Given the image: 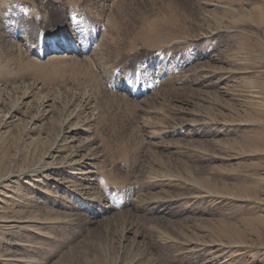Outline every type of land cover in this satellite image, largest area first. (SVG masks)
<instances>
[{
  "label": "rangeland",
  "instance_id": "1",
  "mask_svg": "<svg viewBox=\"0 0 264 264\" xmlns=\"http://www.w3.org/2000/svg\"><path fill=\"white\" fill-rule=\"evenodd\" d=\"M115 263L264 264V0H0V264Z\"/></svg>",
  "mask_w": 264,
  "mask_h": 264
},
{
  "label": "bare ground",
  "instance_id": "2",
  "mask_svg": "<svg viewBox=\"0 0 264 264\" xmlns=\"http://www.w3.org/2000/svg\"><path fill=\"white\" fill-rule=\"evenodd\" d=\"M80 28V27H79ZM75 34V33H74ZM80 35V34H79ZM73 38V37H72ZM69 39V38H68ZM49 45H48V53H47V58L50 56V57H66L69 56V55H73V54H82L81 51V47L77 46V44H75L73 42V40L71 42H66V39H63V37H59L57 35H51L50 38H49ZM61 40V41H60ZM84 41V40H83ZM79 42V41H78ZM59 43V44H58ZM81 44V43H80ZM60 45V47H59ZM84 47V46H83ZM71 52V53H70ZM83 52V51H82ZM70 53V54H69ZM43 54V53H42ZM81 56V55H80ZM49 57V58H50ZM40 59V57H39ZM16 111V110H15ZM46 114V113H45ZM44 119V117H43ZM65 122V121H64ZM70 122V121H69ZM63 124V123H62ZM72 124V123H70ZM68 123V121H66L64 123V125L61 127L62 130L60 131V133L62 134L61 137L63 138V140H67V139H70L71 142L70 144H72L70 146V148H72V151H70L69 155L66 157V160H67V163L68 161H72V165L73 164V161L74 163L76 162V164H79V165H75L76 166V169L75 166H73L74 170L78 171V172H81L82 171L84 172V170L86 169V167H89L91 166V164L89 163H84L83 161H90L91 158L94 156H92L89 160V157L91 155H89V152L86 151V149L88 148V146H91L90 143L92 141V139H89L88 136L86 137H83L85 136L84 133L88 132V128L87 127H80V125H70ZM66 126V127H65ZM79 126V127H78ZM90 134V133H89ZM91 136V135H90ZM75 138L77 139H80L78 144L77 145H73L74 141H75ZM88 138V139H87ZM76 142V141H75ZM57 143V142H55ZM61 144V143H60ZM67 144V143H66ZM60 146L58 147H55L54 149L51 150V154L48 153L49 155L48 156H51V157H54V155H57V153L60 152ZM84 150V151H83ZM59 151V152H58ZM83 152H86V153H83ZM56 157V156H55ZM60 157V156H59ZM77 158H79L78 160H76ZM65 160V161H66ZM93 160V159H92ZM92 162V161H91ZM61 164V163H60ZM58 165V164H57ZM96 166V165H95ZM56 167V166H55ZM58 167V166H57ZM62 167V165H61ZM93 167V166H92ZM90 168V167H89ZM37 169V168H36ZM56 169V168H55ZM59 169V168H58ZM62 169V168H60ZM32 170V169H31ZM57 170V169H56ZM97 170V169H96ZM99 170V169H98ZM58 171V170H57ZM94 170H92L93 172ZM79 173V174H81ZM85 173V172H84ZM82 173V174H84ZM88 173V172H87ZM94 173V172H93ZM72 174H75L74 172H72ZM92 174V173H91ZM98 175V174H97ZM14 176V175H13ZM99 176V175H98ZM80 178V177H79ZM48 179V177H47ZM81 181V180H80ZM90 181V180H89ZM93 181V180H92ZM91 181V182H92ZM57 183V182H56ZM67 183V182H66ZM63 185V184H62ZM99 197V196H98ZM102 206V205H101ZM99 212V211H98ZM116 264V263H115Z\"/></svg>",
  "mask_w": 264,
  "mask_h": 264
}]
</instances>
